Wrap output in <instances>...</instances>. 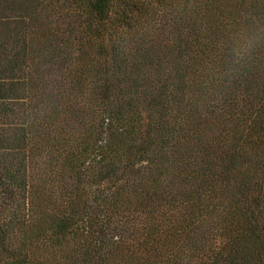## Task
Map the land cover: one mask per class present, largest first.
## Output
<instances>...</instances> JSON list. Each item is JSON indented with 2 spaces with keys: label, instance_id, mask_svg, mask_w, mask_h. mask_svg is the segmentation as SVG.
<instances>
[{
  "label": "trees",
  "instance_id": "trees-1",
  "mask_svg": "<svg viewBox=\"0 0 264 264\" xmlns=\"http://www.w3.org/2000/svg\"><path fill=\"white\" fill-rule=\"evenodd\" d=\"M264 0H0V264H264Z\"/></svg>",
  "mask_w": 264,
  "mask_h": 264
},
{
  "label": "clouds",
  "instance_id": "clouds-1",
  "mask_svg": "<svg viewBox=\"0 0 264 264\" xmlns=\"http://www.w3.org/2000/svg\"><path fill=\"white\" fill-rule=\"evenodd\" d=\"M264 49V30L259 28L243 29L238 27L231 38L230 50L233 64H251Z\"/></svg>",
  "mask_w": 264,
  "mask_h": 264
}]
</instances>
